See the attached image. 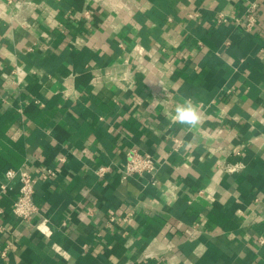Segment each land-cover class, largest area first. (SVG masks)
I'll use <instances>...</instances> for the list:
<instances>
[{
	"label": "crops",
	"instance_id": "crops-1",
	"mask_svg": "<svg viewBox=\"0 0 264 264\" xmlns=\"http://www.w3.org/2000/svg\"><path fill=\"white\" fill-rule=\"evenodd\" d=\"M252 4L255 32L216 24ZM182 98L195 128L169 119ZM130 148L154 182L121 180ZM20 168L28 223L5 176ZM260 237L264 0H0V264H264Z\"/></svg>",
	"mask_w": 264,
	"mask_h": 264
},
{
	"label": "built area",
	"instance_id": "built-area-1",
	"mask_svg": "<svg viewBox=\"0 0 264 264\" xmlns=\"http://www.w3.org/2000/svg\"><path fill=\"white\" fill-rule=\"evenodd\" d=\"M15 9H20L22 7V3L19 2H11ZM257 6L252 4L246 10V12L241 16H228L224 13H218L215 22L218 25L225 24H233L234 26L241 28L243 31L252 33L257 30L258 19L256 16ZM70 15V14H69ZM72 15V14H71ZM74 18H90V12L84 11L81 14H74L72 16ZM3 77H7L5 74ZM19 112L22 109H18ZM178 143V142H176ZM178 145V144H177ZM244 168V165L241 162L229 164L223 163L218 166V170L221 173L225 174H234L238 173ZM108 167L100 166L96 170V175L98 177H102L108 170ZM158 170V161L154 156H151L148 153H142L137 148H130L127 150L125 154V162L122 170L120 171L121 180L126 181L131 177H139L143 175H149L153 182L155 181V176ZM5 176L8 179L17 178L19 181V189L17 196L15 197L12 207L11 213L20 222L28 223L33 220L39 213L38 206L33 201V195L35 191L36 179L32 177L28 171L24 168H20L19 170H8L5 173ZM42 176H51L54 177L55 173L53 170H45L42 172ZM200 193V192H199ZM132 211L126 213L123 217H121V221L124 223L129 222L132 218ZM109 221H114V218H110ZM41 234L46 235V232L41 228H38ZM263 238L260 237L259 243L263 244ZM56 252L61 254L60 248H55ZM4 256V254H2ZM132 264V263H126Z\"/></svg>",
	"mask_w": 264,
	"mask_h": 264
},
{
	"label": "clouds",
	"instance_id": "clouds-1",
	"mask_svg": "<svg viewBox=\"0 0 264 264\" xmlns=\"http://www.w3.org/2000/svg\"><path fill=\"white\" fill-rule=\"evenodd\" d=\"M169 119L173 124L178 123L195 128L201 122V115L191 98H182L181 102L176 104L174 113L170 115Z\"/></svg>",
	"mask_w": 264,
	"mask_h": 264
}]
</instances>
